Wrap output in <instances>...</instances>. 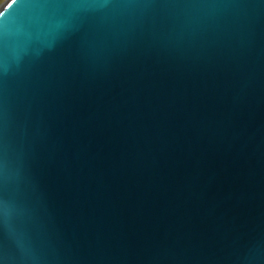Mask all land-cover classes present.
Wrapping results in <instances>:
<instances>
[{
    "label": "water",
    "instance_id": "1",
    "mask_svg": "<svg viewBox=\"0 0 264 264\" xmlns=\"http://www.w3.org/2000/svg\"><path fill=\"white\" fill-rule=\"evenodd\" d=\"M0 7V264H264V0Z\"/></svg>",
    "mask_w": 264,
    "mask_h": 264
},
{
    "label": "snow or ice",
    "instance_id": "2",
    "mask_svg": "<svg viewBox=\"0 0 264 264\" xmlns=\"http://www.w3.org/2000/svg\"><path fill=\"white\" fill-rule=\"evenodd\" d=\"M17 0H11V3L8 5L9 8H11L13 5H15ZM5 13H0V16H3Z\"/></svg>",
    "mask_w": 264,
    "mask_h": 264
},
{
    "label": "rangeland",
    "instance_id": "3",
    "mask_svg": "<svg viewBox=\"0 0 264 264\" xmlns=\"http://www.w3.org/2000/svg\"><path fill=\"white\" fill-rule=\"evenodd\" d=\"M6 2V0H0V7L2 6V4Z\"/></svg>",
    "mask_w": 264,
    "mask_h": 264
}]
</instances>
